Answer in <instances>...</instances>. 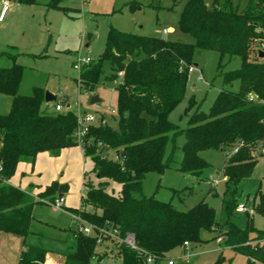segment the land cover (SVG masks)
I'll list each match as a JSON object with an SVG mask.
<instances>
[{"label": "trees", "instance_id": "1", "mask_svg": "<svg viewBox=\"0 0 264 264\" xmlns=\"http://www.w3.org/2000/svg\"><path fill=\"white\" fill-rule=\"evenodd\" d=\"M34 5L38 0H16ZM60 0H49L47 6L65 10ZM184 0L177 20L178 30L191 36L192 43L145 36L108 28L104 48L81 73L80 87L91 91L109 65L107 80L118 81L116 91L117 129L107 124L91 125L81 144L74 138L77 116L71 110L44 112V89L34 87L30 95L18 94L24 68L14 56L0 53L12 60L0 68V94L11 97L10 109L0 114V231L25 238L31 232L34 205L63 195L67 184L57 181L38 193L37 199L7 181L21 160L33 162L40 152L57 154L61 149L80 146L84 157L91 161L85 172L86 191L81 209H71L94 230L110 227L120 236L134 235L138 248L145 253L166 258L175 248L203 242L202 230L222 239V249L229 248L245 257V264H264V227L256 228L248 214L244 227L230 220L238 203L236 186L248 177L255 165L251 151L264 144V60L257 57L264 50V0ZM130 12L141 4H126ZM168 9H173L169 7ZM197 49L216 51L218 66L224 57L240 59L235 70L222 72L224 85L238 82V89L218 92L208 112L196 107L179 129L169 120L170 112L185 96L188 72ZM122 73L119 77L118 74ZM196 105L189 99L184 113ZM184 135L182 156L177 169L184 174L199 176L208 166L200 156L205 150L227 151L221 172L225 177L222 209L224 221L216 219L215 210L200 201L187 210L176 209L170 201L139 195L148 173L162 174L172 163L174 141ZM171 142V147L168 146ZM241 143L230 154L232 146ZM115 153L114 158L107 154ZM93 174L95 183L87 177ZM120 187L115 192L113 184ZM255 214L264 217V192L257 191L251 204ZM87 208H90L87 210ZM75 247L59 254L57 264H99L112 256L115 246L121 264H145L142 253L121 243L106 239L104 247L96 237L75 230ZM49 251L23 244L18 264H46ZM221 250L213 264H229L231 258ZM154 264H159L156 261Z\"/></svg>", "mask_w": 264, "mask_h": 264}, {"label": "rangeland", "instance_id": "2", "mask_svg": "<svg viewBox=\"0 0 264 264\" xmlns=\"http://www.w3.org/2000/svg\"><path fill=\"white\" fill-rule=\"evenodd\" d=\"M48 1L38 0L34 5L21 4L15 13L6 12L0 5V52L8 51L7 53L14 56L15 61L24 68L19 92L30 95L34 87H44L45 91L55 95L63 94L65 100H60L61 103L65 106L69 102L76 115L94 114L95 122L104 115L107 125L112 129H117V114H112L110 110H116L115 86L118 82L107 80L110 71L108 63L104 62L103 73L96 86L91 91L81 88V73L86 69L83 67L80 73L73 69L72 62L76 56L80 54L92 59L97 58L104 48L110 26L139 35L193 42L191 36L181 33L177 27L184 0H60L59 5L65 10L48 7ZM129 2H138L142 8L130 12L126 6ZM169 7L173 9L170 10ZM163 29L167 30L166 34L162 33ZM218 63V52L201 49L195 51L192 65L197 66L193 72L188 73L185 96L169 114V120L179 129L187 127L189 114L196 107L200 111L208 112L219 91L238 89L237 81L232 85H224L221 73L239 68L240 59L233 57L229 60L224 57L221 67ZM10 65L8 57L0 56V68ZM199 72L202 79H198ZM98 94L102 101L90 104L92 96ZM190 98L194 99L196 105L185 114ZM0 103L2 104L1 100ZM183 142L184 135L176 137V148L170 167L162 174L148 173L143 179L141 193L134 195H154L159 200L170 201L179 210H187L198 202L205 201L214 208L216 219L224 221L226 216L222 209V200L228 194L223 195L225 181L221 170L226 164L228 152L211 149L200 152L208 166L199 176H193L177 169ZM170 147L171 142L168 150ZM107 155L110 158L115 157L113 152ZM251 156L256 160L253 170L238 183L235 193L237 203L245 204L247 212H237L235 209L230 220L244 227L250 214L254 226L260 229L264 227V217L253 213L251 204L258 190L264 192V152L257 148L251 151ZM90 168L91 161L87 159V171ZM88 178L95 183L93 174L89 173ZM215 179L219 182L213 186L210 180ZM113 187L116 192L120 186L114 183ZM75 197L76 195H73L72 202ZM45 200L48 201L47 198ZM36 210L50 220L56 218L60 223H68L71 228L77 224V221L71 220L61 208L56 212L51 206L38 205ZM38 226L40 225L34 223L33 228ZM40 229L45 237L51 238H40L36 240L37 243L51 249L63 247L62 241L56 239L59 238L56 236L57 231L46 226H40ZM214 236L213 232L202 230L200 237L203 242L191 244L186 250L182 247L175 248L165 257L173 258L175 264H213L220 254L219 243L213 239ZM222 247L220 243V248ZM223 250L224 256L231 258L229 264H245L244 256L231 253L226 247ZM68 251L70 250H65ZM183 256L188 257V260L184 261ZM101 264H121V258L108 256Z\"/></svg>", "mask_w": 264, "mask_h": 264}, {"label": "crops", "instance_id": "3", "mask_svg": "<svg viewBox=\"0 0 264 264\" xmlns=\"http://www.w3.org/2000/svg\"><path fill=\"white\" fill-rule=\"evenodd\" d=\"M3 1H5V4L3 3ZM0 5L1 7H4L6 12L8 11L11 13H15V11L17 9H20L21 7V4L16 0H13V2H11L10 0H0ZM2 52L8 51H1L0 53ZM1 57L8 56L1 55ZM9 60L12 64V60L10 58ZM194 66H197V64H194ZM116 82H119V80H116ZM102 84L104 85V83ZM41 88H43L45 91L44 87ZM18 94L27 95L23 93L21 94L19 92V89ZM51 94L55 95V93ZM97 96L100 98L99 94ZM0 100L2 101V104L0 103V114H5L10 109L11 97L0 94ZM101 101L102 99L100 98V102ZM55 102L56 100L51 102H46L44 100L42 110L44 112L50 113L55 112ZM66 110H71L69 102L65 104V111ZM101 121H104L107 124L106 117L104 115H101V117L98 119V122H95L94 125L100 124ZM86 164L87 158L84 157L83 150L79 145L63 148L57 154L44 151L38 153L33 162H30L28 160L19 161L16 165L14 174L7 181V183L20 188L21 190L33 196L35 199H37L38 193L42 192L46 186L50 185L54 181H57L60 184H67V191L62 195L64 197V203L61 207V210L66 213L71 220H76L75 214L71 211V209H81V198L86 191V188L84 186V174L87 171ZM215 180L217 181V183L213 184V181ZM215 180H210V183L213 186H216L219 182L217 179ZM223 180L225 181V177H223ZM73 195H76V199L74 202H72ZM38 205L49 207L48 201L45 199H43L41 203L34 205L32 209L33 219L30 222L29 226V230L31 233L27 235L25 240L19 235L4 233L0 231V264H18L20 253L23 250L24 241L28 245L39 246L49 251L46 257V264H57L59 261V254L66 253L65 250L71 251L75 247L73 232L78 227V221L76 220L77 224L75 225V227L71 228L68 223H60L56 218L55 220H50L46 218L47 216L37 213L38 210L36 209ZM88 209L90 208H87V210ZM55 211L57 212L58 210ZM34 223H37V225H40L41 227L46 226L57 231L56 236H58L59 238L52 237V239L56 238L57 240H60V242L62 241L61 246L63 245V247H58V249H51L44 246L42 243H37L36 240L40 238L46 239L51 237H45L43 232H41L40 226L33 228ZM221 242H218L220 251L222 249L220 248ZM190 245L191 244H189L187 247H181L186 250ZM229 251L231 253H234L230 249ZM182 258L184 261L188 260V257L183 256ZM167 259H172L173 264H175V260L173 258ZM102 261H100L99 264H101ZM163 264H166V262H163Z\"/></svg>", "mask_w": 264, "mask_h": 264}, {"label": "built area", "instance_id": "4", "mask_svg": "<svg viewBox=\"0 0 264 264\" xmlns=\"http://www.w3.org/2000/svg\"><path fill=\"white\" fill-rule=\"evenodd\" d=\"M3 3L5 4V1H3ZM163 34L167 33L166 29L162 30ZM264 59V58H263ZM93 59L89 56H83L78 54L76 56V58L73 60L72 63V67L73 69L77 72L80 73L82 68L87 66ZM194 65H190L187 68V72L191 73L195 70ZM119 77L122 76V73L118 74ZM198 79H202V75L199 72V77ZM60 100H65V96L63 94H57L56 95V102L54 104V110L55 112H62L65 110V106L64 104L61 103ZM110 112L113 114L116 112V110L111 109ZM77 116V127L76 130L74 132V138L78 141L79 144H81L83 142V138L86 135L89 126L94 125V121L96 120L94 114H84V115H76ZM105 122L102 121V124H104ZM241 146V143L238 145H234L231 147L229 153L230 154H234L238 151L239 147ZM261 148V152H264V144L260 146ZM252 155L254 156V153L252 152ZM1 169V168H0ZM217 181H213V184H216ZM64 203V197L62 195L55 197L53 200L48 201L49 206L52 207L53 210H58L62 207ZM236 211L237 212H247V208L245 206V204H238L236 207ZM75 218L78 221V227H77V231L81 232L83 234L86 235H91L96 237V244L100 247H104L105 243H106V239L110 240L112 243H121L124 244L125 246H127L128 248L138 251L140 253H142L143 255V262L145 264H154L156 261L162 262H166V264H173V260L172 259H167V258H160L158 256L155 255H151L145 252H142L135 241L134 235L130 232H126L123 236H120L117 233V230H112L110 227H104V228H99L98 230H94L93 226L84 222L82 220V218L80 217V215L75 214ZM217 242H221L222 239L220 237H218L216 239ZM189 245V243L187 241H185L183 243L184 247H187ZM110 254L113 256L115 254H117V249L115 248V246L110 247L109 248Z\"/></svg>", "mask_w": 264, "mask_h": 264}, {"label": "water", "instance_id": "5", "mask_svg": "<svg viewBox=\"0 0 264 264\" xmlns=\"http://www.w3.org/2000/svg\"><path fill=\"white\" fill-rule=\"evenodd\" d=\"M257 56H258V58L263 59L264 58V51L263 50H258L257 51ZM44 100L46 102L55 101L56 100V96L52 95L48 91H45L44 92ZM98 102H100V98L97 95L92 96V98L90 99V103L91 104H96Z\"/></svg>", "mask_w": 264, "mask_h": 264}]
</instances>
